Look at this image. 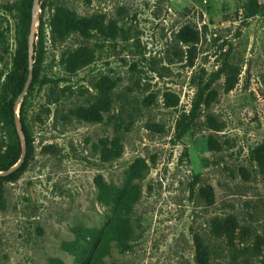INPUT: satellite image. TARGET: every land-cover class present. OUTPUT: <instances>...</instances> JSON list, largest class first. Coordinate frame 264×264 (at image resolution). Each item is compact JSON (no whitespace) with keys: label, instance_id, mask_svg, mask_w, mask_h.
<instances>
[{"label":"rangeland","instance_id":"1","mask_svg":"<svg viewBox=\"0 0 264 264\" xmlns=\"http://www.w3.org/2000/svg\"><path fill=\"white\" fill-rule=\"evenodd\" d=\"M43 2L33 1L26 37L33 66L44 23L40 75L27 96L31 149L15 105L27 165L0 180V264H79L64 244L105 230L116 214L130 220L131 240L104 264H197L196 235L215 262L264 264V8L48 0L43 10ZM57 12L87 20V30L52 32ZM23 13V0H0L3 151L16 140L4 111ZM101 184L120 192L106 199L116 206L101 199ZM215 218H232L230 238L212 235Z\"/></svg>","mask_w":264,"mask_h":264},{"label":"trees","instance_id":"2","mask_svg":"<svg viewBox=\"0 0 264 264\" xmlns=\"http://www.w3.org/2000/svg\"><path fill=\"white\" fill-rule=\"evenodd\" d=\"M34 0H23V19L22 26L24 28L25 41L23 49L21 50L20 58L17 64L16 71L14 72V82L10 90V97L5 108V115L7 116L8 125L13 127L15 134V143L8 145L3 151L0 149V180L14 181L19 177L27 165V159H24L22 164L13 171L9 172L15 167L20 159L22 158L21 140L16 130V112L15 105L18 98L23 94L28 79L32 74V83L27 90V95L20 105V123L21 130L24 136V142L26 144V152L28 153L31 149L28 131L26 126V107H27V96L33 90V84L38 80L40 75V65L42 56L45 52V36L43 33L44 23L41 22L39 39L37 44L36 55L34 58L35 64L31 66L29 55H28V35L30 34L31 25L33 21L32 4ZM42 1V0H40ZM252 8V15L264 8L262 0H248ZM48 0H44L42 4L43 10L47 6ZM87 20L78 21L72 16H67L62 12H57L51 22L50 27L52 32L56 34L65 35L70 31H86ZM84 28V29H83ZM27 37V38H26ZM237 80L236 75L232 74L228 77L229 91L234 88ZM84 120L92 121L94 118H98L95 115L89 117L86 113L82 115ZM93 122V121H92ZM4 173V174H1ZM100 196L102 200L116 199L120 197V192L109 185H100ZM108 205L116 206L112 201H105ZM232 218L213 220L212 235L215 238H230L232 236V228H230ZM81 237V240L76 242H66L64 245L67 246V250L79 259V264H104V259L112 254L114 249H121L126 247L127 242L131 240V223L130 220L121 214H116V217L111 220L107 228L103 231H96ZM195 247H196V261L197 264H221L215 262L212 259V251L210 246L205 240L199 236H195ZM124 250H120L124 252Z\"/></svg>","mask_w":264,"mask_h":264},{"label":"water","instance_id":"3","mask_svg":"<svg viewBox=\"0 0 264 264\" xmlns=\"http://www.w3.org/2000/svg\"><path fill=\"white\" fill-rule=\"evenodd\" d=\"M262 3L264 4V0H262ZM31 66H32V65H31ZM30 78H32V74L30 75ZM28 86H29V81H28L27 84H26V87H25V89H24L23 95L26 93V91H27V89H28ZM21 98H22V96H21ZM21 98H19V99L16 101V106H18V105L20 106V105H21V103H22V99H21ZM23 160H24V158L22 157V158L20 159L19 163H18L15 167H13L9 172L13 171V170L16 169L18 166H20V165L22 164ZM1 174H4V173H1Z\"/></svg>","mask_w":264,"mask_h":264}]
</instances>
